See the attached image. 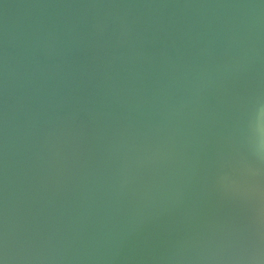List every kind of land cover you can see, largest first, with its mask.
Here are the masks:
<instances>
[{"label": "water", "instance_id": "obj_1", "mask_svg": "<svg viewBox=\"0 0 264 264\" xmlns=\"http://www.w3.org/2000/svg\"><path fill=\"white\" fill-rule=\"evenodd\" d=\"M0 264H264V0H0Z\"/></svg>", "mask_w": 264, "mask_h": 264}]
</instances>
